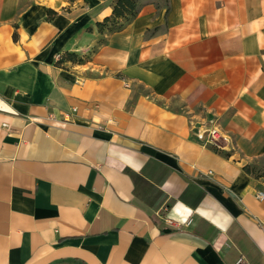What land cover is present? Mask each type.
I'll return each mask as SVG.
<instances>
[{
    "label": "crops",
    "instance_id": "0c3cea01",
    "mask_svg": "<svg viewBox=\"0 0 264 264\" xmlns=\"http://www.w3.org/2000/svg\"><path fill=\"white\" fill-rule=\"evenodd\" d=\"M114 1L0 0V264H264V0Z\"/></svg>",
    "mask_w": 264,
    "mask_h": 264
},
{
    "label": "trees",
    "instance_id": "16d2710c",
    "mask_svg": "<svg viewBox=\"0 0 264 264\" xmlns=\"http://www.w3.org/2000/svg\"><path fill=\"white\" fill-rule=\"evenodd\" d=\"M137 13V0H115L111 9V15L97 23V29L117 31L132 20Z\"/></svg>",
    "mask_w": 264,
    "mask_h": 264
},
{
    "label": "built area",
    "instance_id": "2783aa9c",
    "mask_svg": "<svg viewBox=\"0 0 264 264\" xmlns=\"http://www.w3.org/2000/svg\"><path fill=\"white\" fill-rule=\"evenodd\" d=\"M193 135L197 140L203 143H211L214 140L221 137L218 129L211 125H206L205 127H202V128L195 127ZM259 196H261V193H259ZM167 222H170V221L167 220Z\"/></svg>",
    "mask_w": 264,
    "mask_h": 264
},
{
    "label": "water",
    "instance_id": "95a60500",
    "mask_svg": "<svg viewBox=\"0 0 264 264\" xmlns=\"http://www.w3.org/2000/svg\"><path fill=\"white\" fill-rule=\"evenodd\" d=\"M165 230H167V229H165Z\"/></svg>",
    "mask_w": 264,
    "mask_h": 264
},
{
    "label": "bare ground",
    "instance_id": "6f19581e",
    "mask_svg": "<svg viewBox=\"0 0 264 264\" xmlns=\"http://www.w3.org/2000/svg\"><path fill=\"white\" fill-rule=\"evenodd\" d=\"M2 103V102H1Z\"/></svg>",
    "mask_w": 264,
    "mask_h": 264
}]
</instances>
